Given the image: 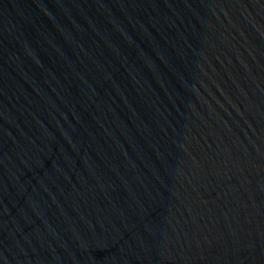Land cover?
<instances>
[{
  "label": "water",
  "instance_id": "water-1",
  "mask_svg": "<svg viewBox=\"0 0 264 264\" xmlns=\"http://www.w3.org/2000/svg\"><path fill=\"white\" fill-rule=\"evenodd\" d=\"M0 264H264V0H0Z\"/></svg>",
  "mask_w": 264,
  "mask_h": 264
}]
</instances>
